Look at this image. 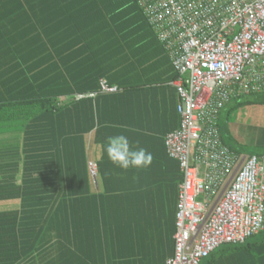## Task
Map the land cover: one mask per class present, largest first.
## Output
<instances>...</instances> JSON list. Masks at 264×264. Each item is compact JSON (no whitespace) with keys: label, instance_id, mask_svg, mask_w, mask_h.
<instances>
[{"label":"crops","instance_id":"obj_1","mask_svg":"<svg viewBox=\"0 0 264 264\" xmlns=\"http://www.w3.org/2000/svg\"><path fill=\"white\" fill-rule=\"evenodd\" d=\"M119 1L0 3V108L17 97L27 104L39 102L35 95L46 86L70 91L53 99L60 106L70 101V123L62 125L55 118L49 126L59 142L60 156L54 161L24 157L22 133L0 127V235L5 237L6 264H59L66 250L87 246L94 252L101 246L104 254L116 244L131 246L136 264H165L173 254L181 174L177 162L165 154L163 137L178 125L174 69L152 30L120 28L127 7ZM16 35L27 45L1 43ZM101 80L115 89L101 90ZM84 97L90 100L84 116L96 122L86 129L78 124V119L83 121L79 99ZM37 111L43 118V110ZM28 113L25 106L22 116ZM99 124L110 125L108 133L96 132ZM66 126L70 140L62 147ZM118 134L133 147L139 141V147L152 153V164L128 170L113 165L105 151L106 138ZM67 148L64 160L61 150ZM88 160L96 170L101 167L95 179L88 173ZM29 165L37 170L31 172ZM65 229L70 230L68 238L63 237ZM263 247L225 255L214 250L202 264H264ZM101 258V264L113 259Z\"/></svg>","mask_w":264,"mask_h":264},{"label":"built area","instance_id":"obj_2","mask_svg":"<svg viewBox=\"0 0 264 264\" xmlns=\"http://www.w3.org/2000/svg\"><path fill=\"white\" fill-rule=\"evenodd\" d=\"M176 74L177 128L165 150L181 173L174 250L165 264H199L221 244L264 230V154L242 156L221 140L219 111L264 92V0H140ZM100 89L112 91L100 81ZM96 178L93 161L87 162ZM204 194L211 206L198 201Z\"/></svg>","mask_w":264,"mask_h":264},{"label":"trees","instance_id":"obj_3","mask_svg":"<svg viewBox=\"0 0 264 264\" xmlns=\"http://www.w3.org/2000/svg\"><path fill=\"white\" fill-rule=\"evenodd\" d=\"M2 1L3 0H0V3ZM128 1L129 2L126 4L127 9L125 10V15H123L124 17L120 18V21H119L120 24L123 22V20H124V22H127V21L129 22V21L133 20L132 23H134L135 16H136V18H137V16H140V15L143 16L142 15L143 13H141L142 9H141V7L139 5V1L140 0H131V1L128 0ZM96 6H98V4L95 5V8H96ZM137 11H139V12H137ZM11 16L12 15H10L9 18ZM117 23L118 22H115V23H113V25L117 26ZM93 24H94V26H96L98 23L96 21H94ZM115 26L111 25L110 27L113 28ZM120 28H122V26H120ZM131 28L132 27H130L129 29H131ZM124 29H126V28H124ZM154 34H155V32H154ZM19 36L20 35H16L15 38L12 37L11 40L5 39V40L1 41V43L3 44V43H7L8 42L7 44H18V43H20L18 41H22L23 45H27L25 40H23L24 38L22 37L20 39ZM155 37H156V35H155ZM16 42H18V43H16ZM175 76H176V74L174 72V78H175ZM111 84L112 83H108V85L112 86ZM61 94L69 96L70 95V91L69 90H65V86H61L60 89L59 88H54V86H46L45 90L42 91L40 89V91L38 93H36V95H35V96L40 98L41 101H39V102H32L31 101V102H29L30 104H27V102H25L26 99L23 100L24 102H21L22 101V100H20L21 98L17 97V98H14V99H11V100L7 101L6 102L7 106L6 105L5 106H1L2 108H0L1 109L0 112H2V115L4 116L3 118L6 119V123H3L4 121H2V119H1L0 120V127H2V126H12L11 128L14 131H19V133H22L23 145H22V147L20 149V152H21V154L24 155V157H29V158H31V160H37V158H39V156H40L41 158H48L46 160H49V162H52V161H54V159H56V158H58L60 156V151L56 149L58 147V145H59V142L57 140V134L54 137L53 129H51L52 127H49V126L53 125V122H54L55 118L59 119V120H62L61 121L62 125H67V124L70 123L69 115H68L70 101L67 102V103H63L61 106L59 104L55 105L54 101H53V99L56 96H60ZM42 99H44V100H42ZM233 99H235V100H233ZM233 99H231L230 102H228L219 111L218 117H217V125H218V118H219L222 110L224 111L227 108L230 109L231 107H233L236 104L253 103V104H263L264 105V92H253V93H250V94H247V95H244V96H239V97L233 98ZM79 100H80V103L83 105L82 109H81V119L83 121L80 122V120L78 119V124L80 126H83L82 127L83 129H86V126L94 127V124L96 122L91 121V118L86 119V117L84 116L85 112L89 108V105H86V104H90L89 98L88 97H84V98H81ZM34 103L39 104V105H36ZM25 106H28L29 113L27 115H25V116H22V109ZM37 110H43V113H42V114H44L43 118L39 119V117H41V116L38 115V111ZM58 111L59 112L62 111L63 114L65 112H67V116L62 115V117L60 118L58 116V114L57 115L54 114V112L58 113ZM79 115H80V113H79ZM24 121H28L27 124L28 125L30 124L31 127L27 126V124H24L23 123ZM178 122H179V118H178ZM35 124H40L41 125L40 128L36 129V127H34ZM109 126L110 125H101V124H99L97 126V128H96V132L97 131H100V132L105 131L106 133H108ZM31 128H34V130L28 131ZM64 135L65 136H64V138H62V141L65 139V142L62 143V147L70 140L69 129H68L67 126H66V132H65ZM65 137H67V138H65ZM220 138H221V135H220ZM39 143H41L40 146H39ZM163 144H164V137H163ZM67 145H68V143H67ZM69 145H71V144H69ZM79 146H80V141L78 142V145L76 146V150H78L79 157H81V155L83 154V151H82V148H79ZM164 149H165V146H164ZM69 150L70 149H68V148L61 150V152H63L62 153L63 154L62 155L63 159L66 158L64 151L68 152ZM165 154H166V156H168L166 150H165ZM66 156H68V155H66ZM69 156H70V154H69ZM171 159H173V158H171ZM173 160H175V159H173ZM90 161H93V160H90ZM29 167H30V171L32 170L31 172L37 170L36 169L37 168L36 165L35 166H32V165L30 166L29 165ZM87 168H88V166H87ZM100 168L101 167L99 166L98 169H100ZM98 169L96 170V177L98 175ZM78 189L80 190V188H78ZM82 197L83 196H81V198ZM88 197L91 198V196H88ZM122 200H123V198H122ZM80 201L78 200V203H80ZM66 215L68 216L69 214L67 213ZM49 220H52V218L48 219V221ZM68 231H70V230H68V229L64 230V233L66 235V236H63L64 238H68V236H67ZM0 241H1V243H0V264H6V250H5V245L6 244H4L5 243L4 234L0 235ZM245 241L243 243H239V244L245 245V243H246ZM252 244L253 243H249L248 246H251ZM20 246H18V247H20ZM35 246H36V244H33L32 246L29 245L28 248H26V246H25V247H23L24 248L23 252L26 253L28 249L31 250ZM248 246L245 245V247H243V249L248 248ZM80 247L81 246H79V248L76 247V250H79ZM65 249H68V244L62 246V251L63 252H64ZM110 249H113V251L110 252ZM101 256L102 257L105 256L107 258H113L112 260L110 259L111 261L108 260L109 264H136L137 263V260L135 259V257L137 255L135 254V252H133L131 246H129V245L126 246L125 244H116V245H113L111 247L108 246V249L104 252V254H103V250L101 249V246H97V250L95 248L94 252L89 251L87 249V246H84L79 251L67 252V250H66L65 256H64L65 259L63 258L61 260L62 263H59V262L58 263L59 264H101V259H102ZM103 262H105V261H103ZM105 263H107V262H105Z\"/></svg>","mask_w":264,"mask_h":264},{"label":"rangeland","instance_id":"obj_4","mask_svg":"<svg viewBox=\"0 0 264 264\" xmlns=\"http://www.w3.org/2000/svg\"><path fill=\"white\" fill-rule=\"evenodd\" d=\"M122 1H124L126 4L129 2L128 0H120L119 3L121 4ZM134 19V23H132L133 20L129 22L123 21L121 24H119V26H122L123 28L134 27V29L136 28L153 31V29L148 25V23H146L144 15L137 16V18L135 16ZM0 117V120L2 119V121H4L3 123H6V119L3 118L4 116L2 115V112H0ZM218 128L222 142L237 154L247 157L252 154H264L263 104L241 103L234 105L230 109L227 108L224 111L222 110L218 118ZM198 201H207L208 205L211 206L214 202V198L206 199L205 195L202 194L198 197ZM245 242V245L247 246L249 243H255V245L264 244V230L248 237ZM245 245L221 244L215 250L218 255H225L234 250L240 251L243 247H245ZM255 245H251V247L253 248ZM253 254H255L254 251ZM205 258L207 260L209 257ZM205 258L202 259L200 264H202ZM162 263L163 262H161V264Z\"/></svg>","mask_w":264,"mask_h":264},{"label":"clouds","instance_id":"obj_5","mask_svg":"<svg viewBox=\"0 0 264 264\" xmlns=\"http://www.w3.org/2000/svg\"><path fill=\"white\" fill-rule=\"evenodd\" d=\"M135 144L137 146L133 147L123 134L107 137L105 151L108 160L123 170L147 168L153 162V155L144 147H139V141Z\"/></svg>","mask_w":264,"mask_h":264}]
</instances>
